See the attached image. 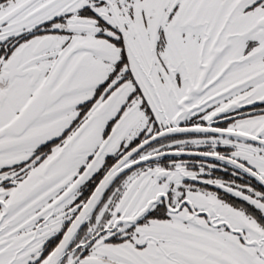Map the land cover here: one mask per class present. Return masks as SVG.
Segmentation results:
<instances>
[{"label":"snow or ice","instance_id":"1","mask_svg":"<svg viewBox=\"0 0 264 264\" xmlns=\"http://www.w3.org/2000/svg\"><path fill=\"white\" fill-rule=\"evenodd\" d=\"M0 264H264V0H0Z\"/></svg>","mask_w":264,"mask_h":264}]
</instances>
